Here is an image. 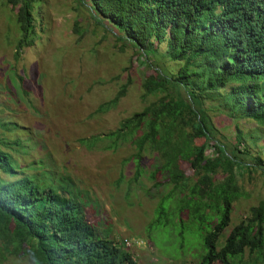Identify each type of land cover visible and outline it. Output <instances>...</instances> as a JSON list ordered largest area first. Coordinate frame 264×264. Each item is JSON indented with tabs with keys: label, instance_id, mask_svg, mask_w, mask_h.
<instances>
[{
	"label": "trees",
	"instance_id": "trees-1",
	"mask_svg": "<svg viewBox=\"0 0 264 264\" xmlns=\"http://www.w3.org/2000/svg\"><path fill=\"white\" fill-rule=\"evenodd\" d=\"M39 2H0L14 15L15 54L36 38ZM75 2L150 71L142 89L153 101L106 135L114 148L130 139L125 163L144 156L154 161V173H167L150 185L156 203L148 229L177 228L178 248L192 261L182 264H264V198L237 223L230 219L245 195L244 176L251 179L258 172L264 178V164L251 155L254 139L234 123L233 137L226 141L209 116L220 111L229 120L264 128V0ZM165 63L175 69L168 72ZM124 89L97 111L115 105ZM98 140L77 142L89 149ZM181 158L190 175L177 169ZM16 167L0 149V264L9 258L28 264H135L130 238L113 240L87 221L90 202L70 178L52 180L44 170L16 177ZM141 172L133 164L132 180ZM194 239L198 251L192 255L187 247Z\"/></svg>",
	"mask_w": 264,
	"mask_h": 264
},
{
	"label": "rangeland",
	"instance_id": "rangeland-1",
	"mask_svg": "<svg viewBox=\"0 0 264 264\" xmlns=\"http://www.w3.org/2000/svg\"><path fill=\"white\" fill-rule=\"evenodd\" d=\"M36 12L40 25L36 38L15 54L14 15L0 7V142L4 145L0 149L15 160L16 177L44 170L52 180L70 178L90 202L85 207L87 221L108 231L113 240L130 238L135 264L192 262L178 248L176 227L148 229L156 203L150 185L167 178V173H154V161L144 156L125 163L132 152L130 139L114 148L113 139L106 137L119 122L153 101L142 89L150 71L135 62L129 47L113 40L107 27L92 23L87 9L78 7L75 0H40ZM165 64L168 72L175 69ZM122 86L124 93L115 105L97 111ZM209 116L226 141L233 137L234 123L241 134L254 139L251 155L264 164V128L246 120H229L220 111ZM94 136L99 140L89 149L77 142ZM133 164L142 171L136 181L132 180ZM176 164L190 175L184 158ZM250 177L244 176L245 195L233 206L234 224L264 198V178L258 172ZM185 237L189 239L190 234L185 232ZM189 243L187 249L193 255L198 251L197 239ZM246 258L247 254L242 259ZM2 264L28 263L9 258Z\"/></svg>",
	"mask_w": 264,
	"mask_h": 264
}]
</instances>
